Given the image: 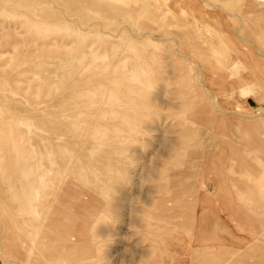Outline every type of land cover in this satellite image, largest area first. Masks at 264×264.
<instances>
[{
  "label": "rangeland",
  "instance_id": "1",
  "mask_svg": "<svg viewBox=\"0 0 264 264\" xmlns=\"http://www.w3.org/2000/svg\"><path fill=\"white\" fill-rule=\"evenodd\" d=\"M0 264H264V0H0Z\"/></svg>",
  "mask_w": 264,
  "mask_h": 264
},
{
  "label": "bare ground",
  "instance_id": "2",
  "mask_svg": "<svg viewBox=\"0 0 264 264\" xmlns=\"http://www.w3.org/2000/svg\"><path fill=\"white\" fill-rule=\"evenodd\" d=\"M207 90V89H206ZM61 190V189H60ZM70 193V192H69ZM65 196H67V195H65ZM50 220V219H49ZM202 250V249H201Z\"/></svg>",
  "mask_w": 264,
  "mask_h": 264
}]
</instances>
